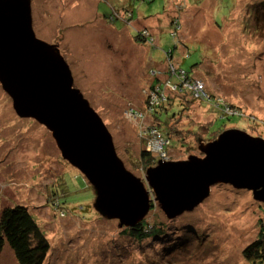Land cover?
I'll use <instances>...</instances> for the list:
<instances>
[{
    "label": "rangeland",
    "instance_id": "obj_1",
    "mask_svg": "<svg viewBox=\"0 0 264 264\" xmlns=\"http://www.w3.org/2000/svg\"><path fill=\"white\" fill-rule=\"evenodd\" d=\"M112 5L102 0H31V15L36 36L60 47L73 86L100 115L131 173L144 181L146 169L158 161L200 156L199 144L210 142L182 132L177 134L182 140L171 142L167 153L148 142L145 148L152 152V161L146 168L134 164L143 148L140 134L145 127L126 113L131 108L126 104L139 107L148 71L167 72L165 52L170 49L174 64L192 72L219 101L233 105L227 111H241L225 122L226 130L241 129L264 138V0H155L152 5L129 0L134 19L159 13L163 31L155 37L157 47L132 43L127 30L134 33L120 19L114 21L117 31L106 27L104 17ZM176 16L181 27L174 39L170 20ZM183 44L189 52L185 58ZM172 90L163 96H177ZM215 113L210 105L194 102L183 120L212 122ZM173 133L175 139L178 131ZM58 152L42 124L15 113L0 83V213L15 205L29 209L49 243L43 264H250L242 250L255 239L258 219H264V203L250 190L215 184L198 206L171 219L155 203L145 219L165 222L166 235L136 242L120 233L117 219L95 210L92 185L62 156L57 158ZM0 264H18L7 244Z\"/></svg>",
    "mask_w": 264,
    "mask_h": 264
},
{
    "label": "water",
    "instance_id": "obj_2",
    "mask_svg": "<svg viewBox=\"0 0 264 264\" xmlns=\"http://www.w3.org/2000/svg\"><path fill=\"white\" fill-rule=\"evenodd\" d=\"M0 83L15 113L42 124L62 158L92 185L95 210L117 219L120 228L141 222L152 201L169 219L190 211L217 183L250 190L264 203V138L241 129L202 141L204 156L158 161L147 169L144 181L131 173L102 118L73 86L58 47L36 36L31 0H0Z\"/></svg>",
    "mask_w": 264,
    "mask_h": 264
},
{
    "label": "trees",
    "instance_id": "obj_3",
    "mask_svg": "<svg viewBox=\"0 0 264 264\" xmlns=\"http://www.w3.org/2000/svg\"><path fill=\"white\" fill-rule=\"evenodd\" d=\"M102 1L106 3L111 2L113 4L108 17L107 15L104 17L106 20L105 22L108 23H104L106 27L109 29L114 28L117 31V23L114 21L120 19L124 25L131 27L134 34H130L129 30H127V36L132 43H143L145 45L148 44L157 47L158 44L155 37L163 31L162 20L158 18L159 13H157L158 15H152V18L142 17L134 19V12L129 5V0H127L128 3L127 1H122V3L121 0ZM141 1L150 3L151 5L155 4V0ZM120 2L122 3L121 5H126L123 8H119V6H121L118 5ZM164 8L166 9V7ZM170 24L172 27L169 33L176 39L179 37L178 30L181 27L180 18L178 16L172 18ZM176 47L177 45L175 44L174 48ZM183 48L185 52L181 54V56L184 58L188 57L189 52L187 47L184 45ZM165 56L167 58L169 71L167 65L164 67L167 72H160V68H151L148 71L149 79H147L148 83L144 89V96L143 99L140 100L139 107L134 106L130 102L126 104V107H131L127 108V110L131 111L136 116V119L139 118V120H137L139 121L138 123H140L139 125L146 129L140 134L143 148L134 161V164H141L145 168L146 164L152 161L151 159L153 156L152 152L149 151L148 148H145L148 142L154 145V140L156 138L161 139L166 143L163 146V150L167 153L166 148L171 142L177 145V141L182 140L178 138L179 136L177 135H183L182 132L192 133L203 140L212 141L221 132L226 130V128L223 127L225 122L230 121V118L234 117L233 115L241 114L239 110H236L237 113H234V111H227V108L234 109L230 103L227 104L220 101L219 105L215 106L214 103L216 100H219L217 99L218 97L209 94L204 87L201 91L194 89L195 79L192 72L185 71L172 62L173 49L166 51ZM160 75L162 77L165 76V78L162 80ZM187 75H189V77H187ZM202 85L204 84L202 83ZM167 88L173 89L175 91H173V94H177V96H163L162 93ZM156 93L158 95H156ZM178 95H180L181 98L178 97ZM194 102L200 105L201 103L210 105L217 113H215V120L205 123H197L195 120L184 121L183 117L187 116L186 112L191 109V105ZM142 113L150 117L147 118L146 121H142L144 115L143 117L139 116ZM174 130L178 131V133H175L177 136L175 139H173L174 133L172 134ZM127 151L129 150L127 149ZM59 155L60 153L58 152V154H56L57 158L61 156ZM201 155L203 156V153H201L200 156ZM56 162L59 161L56 160ZM151 204V209L149 211L155 208L154 203L152 202ZM258 223L259 230L255 239L242 250L243 259L250 264H264V219L259 218ZM188 225L190 226L189 223ZM121 229L120 233L124 236L133 241L142 242L149 239L157 240V238L166 235L167 224L160 221L149 222L144 218L135 226L122 227ZM191 232L193 233L194 231ZM4 244L9 246L18 264H43L49 250V243L44 233L37 225L29 209L24 205L7 207L0 213V252L3 250Z\"/></svg>",
    "mask_w": 264,
    "mask_h": 264
},
{
    "label": "bare ground",
    "instance_id": "obj_4",
    "mask_svg": "<svg viewBox=\"0 0 264 264\" xmlns=\"http://www.w3.org/2000/svg\"><path fill=\"white\" fill-rule=\"evenodd\" d=\"M256 13H258V12H256ZM261 15H262V14H260V16H261ZM32 26H33V23H32ZM61 38H62V37H61ZM61 38H60V37L57 38V39H58L57 42H58ZM58 43L60 44V42H58ZM55 45H56V46L58 47V49L60 50V47L57 45V43H55ZM63 57H64V56H63ZM64 58H65V57H64ZM187 77H189V75H187ZM196 82H199V81H196V80H195V81H194V84H195ZM164 92H165V91H164ZM156 95H158V94L156 93ZM217 99H218V98H217ZM232 106H233V105H232ZM240 112H241V111H240ZM126 113H127V114H130V116H131L133 119H135V120H139V118L136 119V116H135L131 111L127 110ZM234 113H237L236 110L234 111ZM143 115H144V114L142 113V114L139 115V116L143 117ZM149 117H150L149 115H148V116H147V115H144L143 120H146V119L149 118ZM145 130H146V129H144V131H145ZM252 136H253V135H252ZM151 147H153V146H151ZM151 147H150V148H151ZM148 149H149V148H148ZM162 150H163V147H162ZM149 151H150V149H149ZM121 160H122V159H121ZM146 171H147V169H146ZM217 184H218V183H217ZM152 202H153L154 204L157 203V202H154V201H152ZM158 206H159V205H158ZM159 208H160V207H159ZM165 216H166V215H165Z\"/></svg>",
    "mask_w": 264,
    "mask_h": 264
},
{
    "label": "built area",
    "instance_id": "obj_5",
    "mask_svg": "<svg viewBox=\"0 0 264 264\" xmlns=\"http://www.w3.org/2000/svg\"><path fill=\"white\" fill-rule=\"evenodd\" d=\"M203 87H204V85H202V83H199V82H196V83L194 84V86H193L194 89H196V90H200V91L203 90ZM203 92H204V91H203ZM204 94H205V93H204ZM219 102H220L219 100H218V101L216 100L215 103H214V105H215V106L219 105ZM156 139H158V138H156ZM156 139H155V141H156ZM162 142H163L162 140H161V143H160V142H155L154 145H155V146L157 145L156 147H157L158 149H162V147H163ZM154 145H153V147H154Z\"/></svg>",
    "mask_w": 264,
    "mask_h": 264
},
{
    "label": "clouds",
    "instance_id": "obj_6",
    "mask_svg": "<svg viewBox=\"0 0 264 264\" xmlns=\"http://www.w3.org/2000/svg\"><path fill=\"white\" fill-rule=\"evenodd\" d=\"M167 89L172 90V89H170V88H167ZM167 89H166V90H167ZM166 90H165V91H166ZM172 91H174V90H172Z\"/></svg>",
    "mask_w": 264,
    "mask_h": 264
},
{
    "label": "crops",
    "instance_id": "obj_7",
    "mask_svg": "<svg viewBox=\"0 0 264 264\" xmlns=\"http://www.w3.org/2000/svg\"><path fill=\"white\" fill-rule=\"evenodd\" d=\"M125 38H126V37H125ZM125 38H124V39H125ZM132 45H133V44H132Z\"/></svg>",
    "mask_w": 264,
    "mask_h": 264
}]
</instances>
